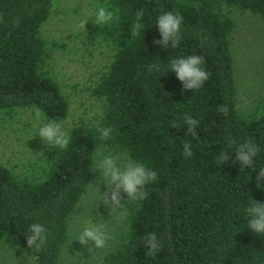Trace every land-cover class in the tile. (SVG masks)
<instances>
[{
  "label": "trees",
  "instance_id": "trees-1",
  "mask_svg": "<svg viewBox=\"0 0 264 264\" xmlns=\"http://www.w3.org/2000/svg\"><path fill=\"white\" fill-rule=\"evenodd\" d=\"M104 5L118 20L95 27L114 47L92 90L104 102L102 116L97 124L70 128L67 149L49 147L35 171L21 174L0 165V244L23 250L35 264H60L69 216L95 179L94 149L102 142L157 172L104 264H264V234L248 228L246 212L250 198L264 202V189L256 186L264 166V112L239 113L231 50L233 9L264 20V0H107ZM52 6L53 0H0V111L34 108L55 122L68 114L60 86L39 70L45 54L39 29ZM139 9L145 30L133 39L129 29ZM162 11L184 17L175 49L153 43L161 39L155 22ZM192 54L205 57L203 67L211 74L200 89L183 90L174 72L148 71L149 65L165 71L171 58ZM221 104L229 105L227 116L217 110ZM185 115L198 121L197 140L187 131ZM108 126L113 136L102 140L97 129ZM230 137L251 138L259 146L255 171L240 172L232 160L216 162L221 151L232 150ZM181 139L192 142L190 158L183 156ZM32 223L49 232L40 252L27 247ZM149 232L164 243L154 257L146 256L143 246Z\"/></svg>",
  "mask_w": 264,
  "mask_h": 264
},
{
  "label": "rangeland",
  "instance_id": "rangeland-1",
  "mask_svg": "<svg viewBox=\"0 0 264 264\" xmlns=\"http://www.w3.org/2000/svg\"><path fill=\"white\" fill-rule=\"evenodd\" d=\"M107 0H53L48 18L39 32L45 41L40 72L58 83L68 102L66 118L57 123L69 132L77 124L94 125L102 116L104 102L92 90L108 69L114 47L95 29L97 6ZM235 28L231 33L236 105L240 114L252 110L263 113L264 106V20L248 11L233 9ZM86 21L85 28L80 25ZM42 70V71H41ZM34 108L0 111V165L17 173H30L48 153L49 146L38 136L39 128L48 122ZM120 154L118 148L98 142L94 149L95 179L68 219V238L63 246L60 264H104L107 255L123 240L129 211L135 201L109 208L101 200L107 184L96 164L101 155ZM106 224L110 239L103 249L82 245L76 240L83 227ZM0 264H35L23 250L0 244Z\"/></svg>",
  "mask_w": 264,
  "mask_h": 264
},
{
  "label": "clouds",
  "instance_id": "clouds-1",
  "mask_svg": "<svg viewBox=\"0 0 264 264\" xmlns=\"http://www.w3.org/2000/svg\"><path fill=\"white\" fill-rule=\"evenodd\" d=\"M144 16L143 9H139L135 13V21L130 25V33L133 39L139 37L141 32L144 33V24L142 19ZM2 19V18H0ZM118 20V16L109 7L99 5L95 11V25H107ZM184 17L175 11H162L156 18L155 25L158 28L161 39H154L153 43L162 48L169 47L175 49L179 47L182 40L181 24ZM86 21L81 23V27L85 28ZM14 26L19 24V19L13 21ZM203 47V40H201ZM205 57L202 55H188L176 58H171L168 61V68L161 71L158 65H149L148 71L156 70L160 74L171 71L176 74L177 79L183 83V90L200 89L209 79L210 73L203 67ZM217 110L228 115L230 108L227 104L217 106ZM39 117L40 113H36ZM185 124L188 126L187 131L197 140L198 134L196 128L198 121L191 115L183 117ZM98 132L102 140L112 138L114 129L108 127H98ZM38 136L45 142L46 146L53 149H67L71 137L70 134L63 129L61 124L55 121H48L39 128ZM183 149V156L190 158L192 153V142L186 139L180 141ZM228 147L231 151H221L216 157L217 163H226L229 160L235 164L238 162L240 172L245 169L257 168L255 157L259 154V146L249 138L238 141L235 138H228ZM234 157V159H233ZM97 170L100 171L103 180L107 184V190L103 192L101 200L109 208H120L124 206L121 203L124 200L122 192L127 195L126 201L142 202L149 193L146 190V185L154 182L157 179V172L145 165L142 161H137L132 158H123L120 154L101 155L96 164ZM257 188L264 189V166H259V171L256 175ZM248 215L247 226L256 234H264V202L249 199L246 207ZM27 247L36 252L44 249L48 243V229L40 223H32L28 226V234L25 235ZM110 239L108 226L106 224H98L83 227L78 240L82 245H92L90 251L95 249H103ZM143 246L146 249V256L154 257L164 247L163 240L154 232L146 233L143 237Z\"/></svg>",
  "mask_w": 264,
  "mask_h": 264
}]
</instances>
